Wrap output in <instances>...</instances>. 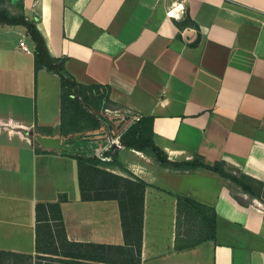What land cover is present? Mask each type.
<instances>
[{
    "label": "crops",
    "instance_id": "crops-1",
    "mask_svg": "<svg viewBox=\"0 0 264 264\" xmlns=\"http://www.w3.org/2000/svg\"><path fill=\"white\" fill-rule=\"evenodd\" d=\"M22 2L11 10L37 21L78 83L110 87L119 108L153 118L154 141L170 160L224 161L264 183V0ZM61 124V78L35 71L26 27L0 23V251L37 256L39 236L59 234L37 206L66 194L67 241L46 244L62 256L44 255L109 264L96 259L95 245L125 246L118 201L82 200L77 159L37 150L34 134L64 138ZM118 159L149 184L140 264H264L263 200L238 192L239 200L215 173L173 172L133 148ZM176 194L215 208V242L177 249ZM78 248L88 256H74Z\"/></svg>",
    "mask_w": 264,
    "mask_h": 264
},
{
    "label": "trees",
    "instance_id": "trees-1",
    "mask_svg": "<svg viewBox=\"0 0 264 264\" xmlns=\"http://www.w3.org/2000/svg\"><path fill=\"white\" fill-rule=\"evenodd\" d=\"M17 6L23 10L22 0H0V23L7 25H22L34 42L35 71L47 70L61 78L62 124L61 135L68 136L92 133L103 127V121L112 122L104 116L106 109H120L110 99L111 88L100 84L84 85L78 83L68 72L65 59L54 57L47 46L46 40L37 26L35 19L28 18L24 12L14 13L10 6ZM185 23H190L188 17ZM123 119V125L127 123ZM50 134L54 129L48 128ZM123 148H133L153 157L162 168L173 172L185 173L203 169L221 176L237 199L238 192L248 194L252 198L264 201V183L241 171L228 167L224 161L208 165L201 156L192 161H172L167 153L156 145L154 141L153 118L143 116L134 121L125 130L119 143L109 149L105 156L108 159L91 156L84 153L71 155L78 161V177L82 200H117L120 206L125 246L95 245L96 259L109 264H140L141 250L144 235L145 192L149 184L142 178L125 169L118 159V152ZM38 152H47L38 144ZM110 166H119L128 172L129 176L113 173L107 169ZM177 197V237L178 250L193 248L204 242H215L217 233V213L214 207L201 203L187 195L176 194ZM240 200V199H239ZM68 201L63 194L57 202L39 203L37 210H48L51 219L56 221L59 234H50L42 241L39 236L37 242V260H46L44 254L62 256V251L54 249L56 244L67 241L64 233V219L62 203ZM50 220V219H46ZM64 233V234H63ZM71 246L76 244L70 243ZM54 249V250H53ZM74 256H85L87 253L77 249ZM87 255V256H86ZM14 259H33L32 255L19 254L11 251H0V264H15ZM57 261L62 259L55 258ZM41 264V263H36Z\"/></svg>",
    "mask_w": 264,
    "mask_h": 264
},
{
    "label": "water",
    "instance_id": "water-1",
    "mask_svg": "<svg viewBox=\"0 0 264 264\" xmlns=\"http://www.w3.org/2000/svg\"><path fill=\"white\" fill-rule=\"evenodd\" d=\"M102 121L106 127L107 137L101 131L83 133L68 138L43 136L39 133H35L34 137L44 149H50L67 155L84 153L101 157V153L115 143V136L112 133L110 124L106 120Z\"/></svg>",
    "mask_w": 264,
    "mask_h": 264
},
{
    "label": "rangeland",
    "instance_id": "rangeland-1",
    "mask_svg": "<svg viewBox=\"0 0 264 264\" xmlns=\"http://www.w3.org/2000/svg\"><path fill=\"white\" fill-rule=\"evenodd\" d=\"M10 6V5H9ZM12 6H10L11 8ZM108 110V111H107ZM130 113V114H128ZM135 113L129 109L128 107H122L120 109L114 110V109H106L104 111V116L111 120V122L114 125V131L115 133H120L122 132V129H120V125L123 123V118L127 119V122H129L130 119H132V116H134ZM145 156L150 158L151 161H153V157L149 155L148 153H145ZM152 157V158H151ZM108 168V167H107ZM126 172V171H125ZM125 176H129L128 172L125 173ZM38 259V258H37ZM36 256H33V259H14L12 262H15V264H36V263H41V264H62V260L57 261V259L50 258L49 260L42 259V260H37ZM61 259V258H60ZM6 264H9L7 261Z\"/></svg>",
    "mask_w": 264,
    "mask_h": 264
},
{
    "label": "built area",
    "instance_id": "built-area-1",
    "mask_svg": "<svg viewBox=\"0 0 264 264\" xmlns=\"http://www.w3.org/2000/svg\"><path fill=\"white\" fill-rule=\"evenodd\" d=\"M175 10V9H174ZM174 10H172V12H174ZM174 14V13H173ZM21 47L26 51V52H30L31 50L29 49V47L26 45V43L24 42V41H22L21 42ZM108 111V110H107ZM128 114H130V113H128ZM141 118V116L140 115H138V114H135L134 116H132V119H130L129 120V122H127L126 124H125V126L123 125V127L122 128H120V129H122V132H120V133H115V131L113 130V127H114V125H113V123H112V125L109 123V121H107L109 124H110V127H111V130H112V133H113V135L115 136V143L114 144H112V145H110L107 149H105V151L103 152V153H101V157L100 158H104V159H108L106 156H105V153L109 150V149H111L115 144H117V143H119V140H120V138H121V135H122V133L125 131V130H127L128 129V127L130 126V124H132L134 121H136V120H139ZM124 119V118H123ZM111 121V120H110ZM103 128L104 129H102V134H104L106 137H107V132H106V127H105V125H103ZM105 145V144H104Z\"/></svg>",
    "mask_w": 264,
    "mask_h": 264
}]
</instances>
